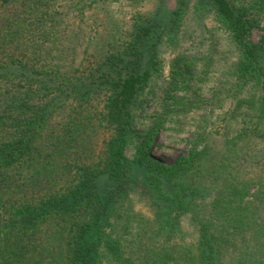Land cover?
Wrapping results in <instances>:
<instances>
[{"label": "trees", "instance_id": "trees-1", "mask_svg": "<svg viewBox=\"0 0 264 264\" xmlns=\"http://www.w3.org/2000/svg\"><path fill=\"white\" fill-rule=\"evenodd\" d=\"M124 1L0 0V264H264V0Z\"/></svg>", "mask_w": 264, "mask_h": 264}, {"label": "rangeland", "instance_id": "rangeland-1", "mask_svg": "<svg viewBox=\"0 0 264 264\" xmlns=\"http://www.w3.org/2000/svg\"><path fill=\"white\" fill-rule=\"evenodd\" d=\"M160 2V0H127L123 3L113 4L111 6V10L115 13V19L118 17L120 18V16H125L127 18L129 7L132 9L139 8L144 11H148L156 17L160 14ZM211 76L212 77H210V79L201 83L203 96L205 98H210L212 96L213 89L217 85V80L221 77L220 74L214 75L213 73ZM215 111L219 112L220 109L217 108ZM204 112L205 110L203 109L192 110L185 117H181L187 123L183 129L174 130L167 127L161 130L152 144V156L160 161L171 163L179 154L186 153L189 146L188 140L192 137V132L189 128H194V124L197 120H200L201 116L204 115ZM211 120H214V117H211ZM242 121V117L237 118L233 124L234 128L238 130L243 124ZM167 125L171 124H166V126ZM137 128H140L139 124H137ZM127 154L130 156L129 150H127Z\"/></svg>", "mask_w": 264, "mask_h": 264}]
</instances>
